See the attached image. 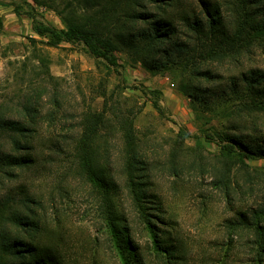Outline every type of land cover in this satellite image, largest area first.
I'll return each mask as SVG.
<instances>
[{"label": "rangeland", "instance_id": "1", "mask_svg": "<svg viewBox=\"0 0 264 264\" xmlns=\"http://www.w3.org/2000/svg\"><path fill=\"white\" fill-rule=\"evenodd\" d=\"M44 1L38 5L31 1L36 17L56 27H63L67 19L83 21L100 5L99 0H89L94 4ZM182 1L186 7L197 5V0ZM26 9L22 4L20 10ZM0 17V109L19 117L23 104L31 100L42 120L38 142L34 140L42 167L22 171L10 185L25 186L40 201L35 209L44 235L53 238L65 264H123L98 195L70 168L71 140L67 142L77 135V122L86 110L102 109L104 97L109 105L133 117L139 150L146 161L140 180L147 191V213L140 212L124 187L123 142L110 127L107 166L118 185L117 209L143 263L252 264L253 231L235 219L238 212L250 216L261 209L264 225V159L233 165L225 190L218 182L222 166L218 147L204 138L205 132L213 127L223 129L234 117L225 115L221 107L196 116L189 99L178 90L175 71L151 73L139 64H129L123 51L117 52L120 66L115 70L80 44L54 47L40 42L30 19L24 12L16 15L11 6L0 5ZM204 67L218 75L216 82H203L208 87H219L242 70L264 71V45L238 63L212 61ZM153 100L159 108L153 106ZM252 115L264 133V114ZM50 138L60 141V150L53 152L51 162L46 149ZM144 216L169 244L167 252L154 249ZM44 235H40L41 241Z\"/></svg>", "mask_w": 264, "mask_h": 264}, {"label": "trees", "instance_id": "2", "mask_svg": "<svg viewBox=\"0 0 264 264\" xmlns=\"http://www.w3.org/2000/svg\"><path fill=\"white\" fill-rule=\"evenodd\" d=\"M31 1L37 5L46 3ZM31 1L0 0V5L11 6L18 16L24 12L30 19L32 31L46 45L80 44L93 58L115 70L120 66L117 52L123 51L129 64H139L151 73L177 72L178 90L189 99L196 116L221 107L225 115L234 117L229 119L228 125H222L223 129L213 127L204 134L207 141L217 145L221 155L218 177L221 188L229 189L233 165L246 166L249 160L264 159V133L257 126L256 116L252 115L264 114V71L242 70L219 87L203 83L218 79L216 73L204 67L206 63H238L264 45V0H197V5L190 7L182 0H99V7L83 21L67 19L63 27L39 20ZM90 1L85 0L90 4L98 0ZM22 4L27 8L23 12ZM30 41L36 40L31 38ZM104 98L100 111L83 113L77 122L80 127L77 135L64 139L71 140L68 146L72 152L70 168L98 195L103 219L119 247L122 263L144 264L117 209L118 185L107 166L110 127L122 138L124 187L140 212L147 208L144 199L147 191L144 181L140 180L146 161L139 150L133 117L109 105ZM152 104L159 108L156 100ZM20 110L19 117H12L0 109V264H65L53 238L44 235L35 209L40 201L25 186L10 185L22 171L42 167L34 145L42 125L41 112L31 100ZM59 143L57 138L48 139L49 162L53 152L60 150ZM261 213V209L250 216L238 212L235 219L253 231L256 246L252 264H264ZM144 219L154 249L167 252L169 244L156 232L153 221L147 216ZM42 234L44 241L40 240Z\"/></svg>", "mask_w": 264, "mask_h": 264}]
</instances>
